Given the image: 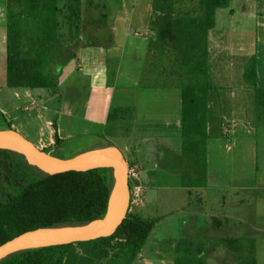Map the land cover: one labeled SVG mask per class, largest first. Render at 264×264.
<instances>
[{"label":"crops","instance_id":"obj_1","mask_svg":"<svg viewBox=\"0 0 264 264\" xmlns=\"http://www.w3.org/2000/svg\"><path fill=\"white\" fill-rule=\"evenodd\" d=\"M229 1L228 8L217 10L216 25L209 34L211 80L217 89L209 96L207 186L192 190L182 186L185 169L181 150L174 157L166 156L162 147H144L136 153L144 157V162L137 159L133 166L140 173L143 195L132 193L130 180L129 213L154 219L151 209L159 208L155 194L160 191H181L188 200L181 206H167L158 222L167 226L169 215L194 211L181 230L186 237L164 236L166 242L174 239L170 246L154 239L152 232L138 257L141 264H167L168 256L175 264L177 241L224 239L227 231L235 230L230 224L233 222L243 221L249 229L243 237H232L254 239L256 250L260 234H264V174L258 158L261 125L256 118L255 91L244 83L243 61L256 57L257 84L264 89V0ZM91 2V8L99 5L98 0ZM152 4L153 0H105L110 9H89L90 20L81 11L80 38L65 59L60 58L63 62L57 72L63 73L64 79L73 76V84L80 89L90 83L97 119L113 122L115 109L129 110L116 122L127 126L129 141H152L153 135L174 134L175 140L182 143V89L187 76L169 25L156 31L151 27ZM142 23L152 35L146 40L140 39L137 32L132 34L135 27L143 28ZM126 119L129 126L124 123ZM56 127L59 135L60 126ZM148 159L154 161L152 168L144 166ZM225 194L233 196L232 213L228 212ZM208 196L216 199L218 210L225 212L224 219L230 223L216 212H208Z\"/></svg>","mask_w":264,"mask_h":264},{"label":"trees","instance_id":"obj_2","mask_svg":"<svg viewBox=\"0 0 264 264\" xmlns=\"http://www.w3.org/2000/svg\"><path fill=\"white\" fill-rule=\"evenodd\" d=\"M6 9V83L10 89L53 90L59 61L61 0H8ZM11 4L23 9L16 12ZM178 0H153V31L168 24L182 55L187 76L182 89L181 151L185 166L182 186L201 189L208 184L209 96L217 89L211 80L209 34L218 9L229 0H196V13L177 14ZM73 26L79 32L81 0H70ZM64 59V58H63ZM62 60V59H60ZM244 83L255 91L257 123L264 126V89L257 84V59H243ZM129 110L115 109L111 120ZM46 152H49L45 150ZM92 152V151H91ZM116 178L113 170L50 175L18 153L0 151V245L29 231L79 227L102 220L108 211ZM157 225L156 219L128 213L113 236L88 242L29 249L10 255L0 264H134ZM215 243L244 255L238 264H258L254 239H181L175 264H206L204 255Z\"/></svg>","mask_w":264,"mask_h":264},{"label":"rangeland","instance_id":"obj_3","mask_svg":"<svg viewBox=\"0 0 264 264\" xmlns=\"http://www.w3.org/2000/svg\"><path fill=\"white\" fill-rule=\"evenodd\" d=\"M69 1L63 0L60 2L62 12L59 15V38L56 41L55 50L58 54V59L64 58L66 53L73 50L74 43L80 38L79 33L73 26V19L69 9ZM92 0H81V11L85 13L84 18L90 20L92 15H87L89 9H110L106 7L105 0H98V6L91 8ZM196 0H178L176 9L180 12L177 14L184 15L186 13H196ZM8 0H0V131H9L11 128L33 142L38 148L47 150L55 157L62 159H72L80 155L87 154L99 149L117 148L125 155L130 169L134 166L135 160L144 162V157L136 154L137 151L147 147L148 149H158L162 147L166 151V156L171 157L176 155V151L181 150L180 139L175 140L174 134H166L164 136L157 134L153 135L152 141L140 139L139 141L130 140V135L127 131V126L110 122L105 118H96L93 115L92 101L94 93L90 83L82 89L73 84V76L69 79H64L63 73L57 72L56 80L58 88L53 90L40 89L39 91L30 89H10L6 83V45L4 44V37L7 33L6 24V9ZM12 9L20 12L23 8L17 4H11ZM138 9H145L139 7ZM82 12L79 20L81 24ZM143 28L135 27L134 34L137 32L140 39H147L152 37L150 32H147L146 25L142 23ZM130 32V31H128ZM171 32V31H170ZM172 33V32H171ZM170 34V33H169ZM79 35V36H78ZM171 38H175L173 33ZM130 44V43H129ZM119 47V46H118ZM132 53V52H131ZM136 50L134 51L137 59ZM58 70V68H57ZM78 73L77 71L73 72ZM129 126L128 119L124 120ZM56 124L60 126V134H57ZM129 138V139H128ZM127 147V148H126ZM140 147V148H139ZM162 156V153H159ZM166 157V159L168 158ZM259 167L261 173L264 174V126L261 125L259 129ZM148 162V163H147ZM144 163L146 168H152L154 161L148 159ZM184 169L194 174L191 168L185 166ZM167 165L169 161L167 160ZM132 189L134 187V180H132ZM131 190V189H130ZM132 193L134 192L131 190ZM0 189V202H5ZM143 193L141 194L142 197ZM159 202L158 209H151L154 219L165 216L167 206H181L187 202V196L181 191H160L155 194ZM228 212L232 213L234 208L232 206L233 196L225 194ZM209 202L208 212L214 211L221 220L224 219L225 212L218 210V203L216 199L208 196ZM193 208L198 210L196 205ZM188 212H175L167 218V226L158 222L153 231L152 237L158 238L164 245L170 246L173 240L163 241L165 235L170 234L175 238L186 237L181 230L185 223L188 222ZM228 214V213H227ZM203 218L205 216L203 215ZM227 221V220H226ZM229 222V221H227ZM169 223V225H168ZM230 223V222H229ZM235 226V230L227 231V236L224 238H233L232 236H245L248 226L243 221L230 223ZM250 232V231H247ZM260 245L255 251V256L259 264H264V234H260ZM145 249V248H144ZM206 264H238L244 255L236 254L227 250L223 245L215 243L211 246L204 255ZM171 256L167 257V264H172ZM140 258H137L134 264H141Z\"/></svg>","mask_w":264,"mask_h":264},{"label":"water","instance_id":"obj_4","mask_svg":"<svg viewBox=\"0 0 264 264\" xmlns=\"http://www.w3.org/2000/svg\"><path fill=\"white\" fill-rule=\"evenodd\" d=\"M23 155L27 161L50 175L110 169L116 182L106 216L79 227L46 228L23 233L0 245V261L15 253L49 246L88 242L113 236L126 219L131 203L129 164L114 148L95 150L72 159L55 157L38 148L15 130L0 131V151Z\"/></svg>","mask_w":264,"mask_h":264},{"label":"built area","instance_id":"obj_5","mask_svg":"<svg viewBox=\"0 0 264 264\" xmlns=\"http://www.w3.org/2000/svg\"><path fill=\"white\" fill-rule=\"evenodd\" d=\"M129 176H130V180H134V187H133V190L135 192V196L139 197L141 194H142V185L140 183V173L139 171L132 167L130 169V173H129Z\"/></svg>","mask_w":264,"mask_h":264}]
</instances>
